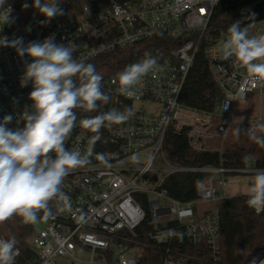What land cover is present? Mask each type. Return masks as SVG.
I'll return each instance as SVG.
<instances>
[{"label":"built area","instance_id":"1","mask_svg":"<svg viewBox=\"0 0 264 264\" xmlns=\"http://www.w3.org/2000/svg\"><path fill=\"white\" fill-rule=\"evenodd\" d=\"M223 0H60L64 14L47 25L44 17L31 7L33 0H6L0 8L10 7L14 22L0 24V36L9 41L23 38L42 41L55 34L57 43H74V56L91 62L119 49L136 47L141 54L136 63L151 54L159 67L138 84V95L127 98L116 93V72L102 75L103 90L111 96L107 111L131 107L129 120L100 130V140L93 148L91 163L70 171L62 190L70 197L71 207L53 200L49 215L40 213L31 223L28 239L37 258L26 260L20 248L15 264H66L77 260L78 247L89 250L91 264H139L145 242L138 229L147 216L159 227L146 234L163 246L162 264H182L187 256L173 250L174 229L171 222L183 225L194 242L206 241L214 261L220 249L221 215L219 203L227 186V173H245L256 169L227 168L223 165L191 167L170 162L167 140L185 138L196 153L223 151L225 141L242 125L249 133L264 132V112L243 122L233 120L236 99L246 100L254 91L264 95V80L253 79L246 68L232 60H221L215 43L204 50L209 69L222 95L213 111L200 110L180 101L187 76L202 40L212 22L216 7ZM262 0H257L261 2ZM29 7L24 8V4ZM255 4H241L239 14L248 21L249 35H264V19L255 16ZM258 26L255 30L251 28ZM227 36V35H226ZM167 38L169 50L162 54L151 43ZM28 57H20L12 47L0 46V119L12 114L9 128L23 127V113L30 110L31 83L21 86ZM77 126L66 141L70 150L84 153L95 135ZM106 155L107 162L97 159ZM208 173L197 187L198 199L181 201L172 197L167 180L176 173ZM221 193L218 194L216 181ZM253 209L264 211V205ZM171 217V218H169ZM42 224V226H39ZM0 239H7L1 235ZM255 264H264V256Z\"/></svg>","mask_w":264,"mask_h":264},{"label":"clouds","instance_id":"2","mask_svg":"<svg viewBox=\"0 0 264 264\" xmlns=\"http://www.w3.org/2000/svg\"><path fill=\"white\" fill-rule=\"evenodd\" d=\"M6 0H0V8ZM60 0H33L35 8L44 19L40 24L64 14ZM29 7L28 4L23 5ZM7 7L0 12V24L14 22ZM2 29V28H0ZM0 46L12 47L20 57H28L21 78V86L31 83L30 110L23 113V127L9 128L14 117L0 119V223L19 216L24 223H35L39 214L49 215V203L53 200L71 207L70 197L62 190L64 179L70 171L88 166L93 148L100 140V130L119 125L135 113L131 107L124 111L112 109L98 115L83 118L81 127L95 135L89 139L90 147L81 153L70 150L66 141L77 126V111L97 112L107 104L111 96L103 90V77L92 63L74 56L77 46L57 43L55 34L42 41L23 38L9 41L0 36ZM221 60H232L246 68L253 79L264 80V35H249V26L241 27V21L233 22L219 52ZM159 67L151 54L142 60L125 66L112 83L116 93L127 98L138 95V84ZM97 159L107 162L106 155ZM248 204L257 208L264 205V169H256L249 187ZM170 235L182 241L183 234L175 229ZM15 237L0 239V264H15L18 255Z\"/></svg>","mask_w":264,"mask_h":264},{"label":"trees","instance_id":"3","mask_svg":"<svg viewBox=\"0 0 264 264\" xmlns=\"http://www.w3.org/2000/svg\"><path fill=\"white\" fill-rule=\"evenodd\" d=\"M241 4H255V16L264 19V0H223L216 7L212 22L186 78L180 101L200 110L213 111L217 108L222 92L215 81L204 50L207 46L227 35L228 27L235 21H241V27L248 24L238 12ZM167 38H159L151 44L164 54L169 50ZM141 50L128 47L101 56L89 63L95 65L101 75H112L134 62ZM110 101L101 106L97 112L77 111V119L106 112ZM167 153L171 163L178 166L204 167L225 166L227 168H246L252 160L257 168L264 169V132L249 133L242 125L235 127V134L224 143L223 151L196 153L192 151L185 138L170 136L167 140ZM208 173L181 172L172 175L166 183L169 194L181 201L198 199L197 187ZM249 195L240 194L226 198L219 203L221 215L220 249L218 260L214 261L206 241L194 242L190 239L183 225L171 222L178 233L183 234L182 241L174 236L173 250L188 258L182 264H255L264 256V211L257 213L248 204ZM42 213V212H41ZM40 215V214H39ZM159 229L150 216L138 229L139 241L146 247L139 258V264H162L163 246L146 236ZM31 223H24L19 216L0 223V236L15 237L26 260L36 259L37 252L30 247L28 239Z\"/></svg>","mask_w":264,"mask_h":264},{"label":"rangeland","instance_id":"4","mask_svg":"<svg viewBox=\"0 0 264 264\" xmlns=\"http://www.w3.org/2000/svg\"><path fill=\"white\" fill-rule=\"evenodd\" d=\"M257 27L258 26L252 27L251 31L255 30ZM225 39L226 36L222 37L217 42V48L219 52ZM261 94L262 93L260 91H254L253 94H251L246 100L236 99L233 104V120L235 122H243L257 113L264 112V95L261 96ZM254 168H256L255 163L250 160L246 165V169ZM253 174L254 173L252 172L225 174L223 178L226 179L227 186L222 191L223 195L227 198L240 194L248 195ZM216 186L218 194H220L222 188L219 184V180L216 181ZM39 226H42V224ZM76 251L77 260L66 259V264H91L89 262L91 257L89 250L78 247Z\"/></svg>","mask_w":264,"mask_h":264}]
</instances>
